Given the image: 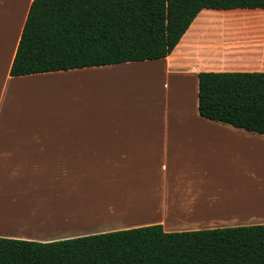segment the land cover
Wrapping results in <instances>:
<instances>
[{
  "label": "crops",
  "instance_id": "0c3cea01",
  "mask_svg": "<svg viewBox=\"0 0 264 264\" xmlns=\"http://www.w3.org/2000/svg\"><path fill=\"white\" fill-rule=\"evenodd\" d=\"M30 2L21 16L0 0V237L49 242L152 224L173 232L264 223L239 204L259 198L254 179L245 183V159L264 134L197 111L199 71H264L262 49L201 43L211 19L201 15L229 11L202 9L161 59L14 76ZM133 68H144L159 93L139 96L111 74Z\"/></svg>",
  "mask_w": 264,
  "mask_h": 264
},
{
  "label": "trees",
  "instance_id": "16d2710c",
  "mask_svg": "<svg viewBox=\"0 0 264 264\" xmlns=\"http://www.w3.org/2000/svg\"><path fill=\"white\" fill-rule=\"evenodd\" d=\"M237 8L264 10V0H31L10 74L161 59L202 9ZM197 78L199 115L264 134V71ZM0 264H264V223L173 232L152 224L49 242L0 237Z\"/></svg>",
  "mask_w": 264,
  "mask_h": 264
},
{
  "label": "rangeland",
  "instance_id": "374dc122",
  "mask_svg": "<svg viewBox=\"0 0 264 264\" xmlns=\"http://www.w3.org/2000/svg\"><path fill=\"white\" fill-rule=\"evenodd\" d=\"M5 5L1 7V10L4 12H12V13H20L18 12L17 6L10 3V0H4ZM26 7L27 0H20ZM25 10V8H24ZM216 12V11H214ZM24 12H22L21 16H23ZM207 23L201 25V37L203 38L201 43L210 44L213 47H241L245 49H262L264 50V10H247V9H238L229 11L226 13H219V14H202L200 19H207ZM200 27V25H199ZM251 51V50H250ZM250 51L248 52L250 55ZM260 66H264V52H262V57L259 58ZM126 68V67H123ZM128 69V68H126ZM124 69V70H126ZM134 71L131 73H124V72H116L113 71L112 76L114 78H120L125 80V88L134 93L138 94L139 96H145L149 94L151 97L152 94L159 93V91L155 90V85H150L152 82H147L145 78L144 68H133ZM123 70V71H124ZM112 70H108L105 73L106 75L110 73ZM97 74V73H96ZM124 76V77H123ZM129 76V77H125ZM129 78V79H128ZM150 83V84H149ZM166 88H165V96H166V103L170 105L172 99V78H166ZM123 85V84H122ZM160 93H161V86ZM144 97V98H145ZM188 99H192L190 96ZM264 143L256 144L254 148L256 154L254 153L251 159H245V166H246V174L250 168L254 166V172L264 173V165L260 166L258 162V151L263 148ZM250 158V157H249ZM247 161V162H246ZM255 161V162H254ZM256 163V164H255ZM247 164V165H246ZM262 168L260 170V168ZM253 169V168H252ZM253 173V171H252ZM260 174V175H261ZM248 176V175H247ZM264 176V175H263ZM256 181V179H255ZM257 184V183H256Z\"/></svg>",
  "mask_w": 264,
  "mask_h": 264
},
{
  "label": "bare ground",
  "instance_id": "6f19581e",
  "mask_svg": "<svg viewBox=\"0 0 264 264\" xmlns=\"http://www.w3.org/2000/svg\"><path fill=\"white\" fill-rule=\"evenodd\" d=\"M10 3L13 4L15 6V8L17 6L18 12H20V14H22V12H24L25 5L23 4V2H20V0H10ZM254 153L256 154L255 151H254ZM257 158H258V162H259L260 166L262 164L264 165V144H263V148L260 150V152L258 151V157ZM248 159H250V158L248 157L246 160H248ZM263 165H262V167H263ZM252 168H253L252 169L253 173L248 170V172L246 174V178H245L246 180L248 179V181L245 180V183L248 184V182H249L250 179H254L253 180V182H254L255 179H256V181L254 182V184L257 182L256 185H258L257 188H259V189H257L256 188V185L254 186V184H253L254 187L252 186V184H251V187L256 189L253 192H255L256 194H258L257 192L260 193L259 198L256 199V200H254V201H250L249 198H245L244 196H242V197L240 196L239 197V204H240L241 208H243V210L245 211V213L247 215H251V214H263L264 215V176H263L264 173L263 172H262V174H261V172H259V174L258 173H255L254 172V170H255L254 169V166ZM261 169L262 168H260V170ZM242 181H244V180H242ZM240 183H239V187H241L243 190L247 191V189H245V188L248 187L247 184L245 185V188H243L242 184H240ZM252 188H250V189L251 190H254ZM242 189H239V191L242 190ZM251 190H250V192H251ZM243 192L244 191H240L239 193L244 194ZM255 193H254V195H255ZM249 197H251V196H249ZM263 215H261V216H263Z\"/></svg>",
  "mask_w": 264,
  "mask_h": 264
}]
</instances>
